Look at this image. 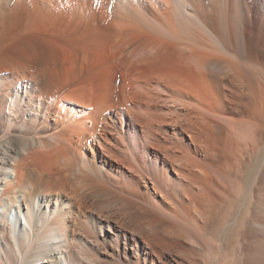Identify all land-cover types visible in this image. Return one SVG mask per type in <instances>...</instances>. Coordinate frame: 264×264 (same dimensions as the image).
I'll return each mask as SVG.
<instances>
[{"label":"bare ground","instance_id":"obj_1","mask_svg":"<svg viewBox=\"0 0 264 264\" xmlns=\"http://www.w3.org/2000/svg\"><path fill=\"white\" fill-rule=\"evenodd\" d=\"M31 1L0 0V264H101L87 251L86 237L112 226L89 202L104 191L97 179L100 166L131 182L138 172L146 191L166 200L169 185L192 189V180H200L196 175L204 163L198 155L206 152L210 131L222 125L228 138L233 133L252 139V124H264V0H34L35 9ZM57 13L81 29L77 52L46 55L31 40L19 50L3 51L17 32ZM102 51L114 63L109 61L114 77L101 100L89 83L78 84L80 79L64 95L49 91L58 61L82 67L88 55ZM240 105L246 120L225 115ZM118 109L123 114L116 115ZM119 116L131 135L126 153L106 133ZM89 151L95 170L87 163ZM64 159L82 161L96 177L64 167L54 171ZM150 160L159 166L160 178L152 176ZM254 205L248 264L264 257V239L258 240L259 233L264 236V195ZM148 237L144 259L156 264L157 249Z\"/></svg>","mask_w":264,"mask_h":264},{"label":"rangeland","instance_id":"obj_2","mask_svg":"<svg viewBox=\"0 0 264 264\" xmlns=\"http://www.w3.org/2000/svg\"><path fill=\"white\" fill-rule=\"evenodd\" d=\"M32 1L30 7L35 9L36 4L34 0ZM32 24L28 28L29 31L26 29L27 31L17 32L19 35L17 34L18 36L16 35L12 38L4 46L3 51L9 52L10 50L8 49L19 50L22 44L31 40L39 46L41 53L47 55L49 52L53 56L56 55V57L58 55L66 57V53L67 56H70V54L76 50L78 51L82 46V39L79 35L81 29H76L72 18L65 14L57 13L47 21L37 20L32 22ZM246 37L250 41L248 35ZM14 47L17 49H13ZM102 53H98L97 57H92L91 54L88 55L87 59L89 61L87 60L88 62L84 63L86 66L82 67H76L75 61L65 60V62L63 58L62 60L59 59L60 61H58L56 68L58 72L57 78L60 79L56 78L52 82L53 84H50L49 91L55 92L57 95H64L71 85L77 84L81 80L78 84L84 85L89 83L92 92L94 91L95 93L93 95L96 97V100L99 97L102 99L107 89L109 90L111 85H113L111 83H113L112 78L114 77V63L109 59L107 53L103 51ZM105 54L106 56H104ZM109 61L113 64L109 63ZM114 61L116 60L114 59ZM70 62L72 63L70 64ZM40 69L41 71L43 69L44 72L47 67L43 65L39 67ZM82 77L85 80H82ZM71 82L75 83L71 84ZM43 83H45V78L40 79L39 84L42 85ZM237 109L236 111L228 109L225 115H230L228 118L231 117L232 119L235 117L237 118L236 120L242 119V117L244 119L245 117L244 120H246V116L241 115L244 113L243 105L238 106ZM119 113L123 114L118 109L116 115H119ZM110 114L111 111L106 110L103 116L106 117V115ZM124 125V119L119 116L115 118V121H110L106 129L107 137L113 140L114 144L116 143L115 145L117 148H120L121 153L122 151L124 153L126 151L130 152L127 149L130 144L128 138L131 135L129 136L126 132L125 127L127 126ZM252 126V133L251 130L249 131L252 139L244 138L246 140L242 137L240 138V136L237 137L235 134L234 136L232 132L231 136L233 138L231 136L228 138L230 132L226 131L227 128L223 129L222 127L224 126L222 125L210 131L205 143L208 144L205 148L206 152L198 155L199 159H201L200 164L202 165L201 162L204 163V167H202L204 171L201 169L198 175H196L200 178L197 181L198 184L194 179L192 180L194 183L192 189L195 191L191 187H188V184V188H185L186 183L180 185L181 187L177 183L173 187L169 185V188L168 184H166V188L169 190L167 189L168 192H166L165 199L167 197L169 200H164L163 196L157 194L151 195L148 190L146 191L143 186L144 179L140 177L138 172L136 175L138 180L131 182L121 174L110 170L108 166H100V162L98 161L97 164L102 168L98 170L97 179L98 182H101L99 184H101L100 186L103 187L104 191L99 195L96 194L97 196H94V200L91 199L89 202L96 204L93 210L103 216L106 221L112 223V226L111 228L106 226L104 232L98 229L95 232H90V235L86 233V237L94 242L93 245L91 244L92 242H88L89 245L87 246L89 249L87 247V251L93 254L94 257H98V260L101 259L100 261L103 264H118V261H120V264H127L129 260L133 261V263L139 261V264H149L150 260L144 259V251L148 248L143 241L144 236H149L148 238L153 242L155 250L157 249V254H154L156 264H182L181 262L183 261L186 262L183 264H248L250 260L248 254H250L251 249L250 239L252 240L248 232L249 220L253 214L254 202L264 195V190L261 188L264 184V178L259 174L263 165L261 161L264 158V124L260 123L256 128V125L252 124ZM163 130L165 135L175 140L177 139L174 137L171 129ZM223 132L227 133L224 135ZM159 136L162 138L161 133ZM224 136L229 140L232 138V140L230 142L229 140L225 141L226 137ZM132 150L135 151L134 148ZM87 159L90 160L89 162L87 160L88 165L95 170L92 152L89 151ZM141 160L140 158L139 164L143 163ZM152 161L150 160L149 162V170L152 172L153 177L156 175L155 177L158 176L157 178H160L159 166ZM64 162L65 159L57 168H54V171L56 170L57 172L58 170L59 172L66 169L65 172L71 171L76 175L88 173L96 177V174L86 169V164L80 163L82 161L76 162V164L73 160L66 162L67 164ZM124 162L128 165V161L125 160ZM137 167L142 172V168ZM201 172L203 174L206 172V174H202L204 177L201 175ZM196 176L194 178L197 180ZM202 177L206 178L205 181ZM162 184H165V182L162 181ZM199 184H201L200 187L196 186ZM59 194H62V192L59 191ZM97 202L100 204L98 205ZM133 230H135V233L132 232ZM263 237L262 233L258 234L259 244L264 239ZM263 261L264 257H258L257 262L259 264H262Z\"/></svg>","mask_w":264,"mask_h":264}]
</instances>
